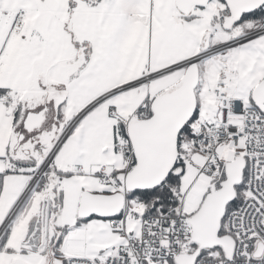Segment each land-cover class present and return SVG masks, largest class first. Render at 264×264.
Segmentation results:
<instances>
[{
	"label": "snow or ice",
	"instance_id": "1",
	"mask_svg": "<svg viewBox=\"0 0 264 264\" xmlns=\"http://www.w3.org/2000/svg\"><path fill=\"white\" fill-rule=\"evenodd\" d=\"M0 264H264V0H0Z\"/></svg>",
	"mask_w": 264,
	"mask_h": 264
}]
</instances>
